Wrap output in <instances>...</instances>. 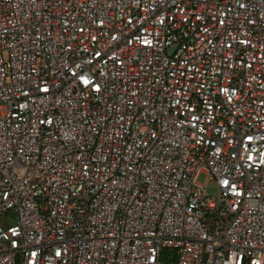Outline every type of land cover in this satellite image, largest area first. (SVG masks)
<instances>
[{"label": "built area", "instance_id": "1", "mask_svg": "<svg viewBox=\"0 0 264 264\" xmlns=\"http://www.w3.org/2000/svg\"><path fill=\"white\" fill-rule=\"evenodd\" d=\"M164 249L264 264V0H0V264Z\"/></svg>", "mask_w": 264, "mask_h": 264}, {"label": "rangeland", "instance_id": "2", "mask_svg": "<svg viewBox=\"0 0 264 264\" xmlns=\"http://www.w3.org/2000/svg\"><path fill=\"white\" fill-rule=\"evenodd\" d=\"M205 180V175L203 173H201L198 177H197V182L202 184ZM205 193L207 196L209 197H218L219 196V191L216 187H214L212 184H208L205 186ZM13 218V215L11 212L7 213L6 215H4L3 219L1 220V223L4 225V223L6 224H11ZM173 250L171 249H164L161 253V262L162 264H167L168 262L172 261V255H173Z\"/></svg>", "mask_w": 264, "mask_h": 264}]
</instances>
